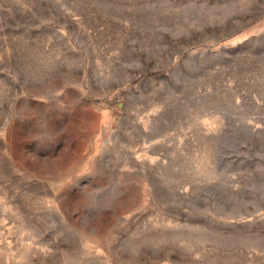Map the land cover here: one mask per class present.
I'll return each mask as SVG.
<instances>
[{"label":"rangeland","instance_id":"rangeland-1","mask_svg":"<svg viewBox=\"0 0 264 264\" xmlns=\"http://www.w3.org/2000/svg\"><path fill=\"white\" fill-rule=\"evenodd\" d=\"M0 264H264V0H0Z\"/></svg>","mask_w":264,"mask_h":264}]
</instances>
